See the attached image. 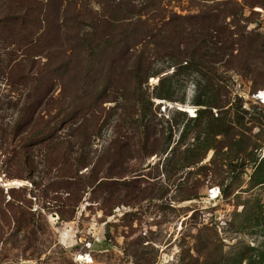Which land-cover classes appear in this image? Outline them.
<instances>
[{
	"label": "rangeland",
	"instance_id": "374dc122",
	"mask_svg": "<svg viewBox=\"0 0 264 264\" xmlns=\"http://www.w3.org/2000/svg\"><path fill=\"white\" fill-rule=\"evenodd\" d=\"M261 88L264 0H0V264H264Z\"/></svg>",
	"mask_w": 264,
	"mask_h": 264
},
{
	"label": "bare ground",
	"instance_id": "6f19581e",
	"mask_svg": "<svg viewBox=\"0 0 264 264\" xmlns=\"http://www.w3.org/2000/svg\"><path fill=\"white\" fill-rule=\"evenodd\" d=\"M251 96V95H250ZM256 98L260 99L259 102H262L264 103V89L261 88V90L259 91L258 94H255L254 95ZM173 102L171 101H165L164 104V109H166V106L172 104ZM175 103V102H174ZM178 105L181 106L182 109H185L187 110L190 114L194 115V111H195V107L190 103V100H189V97L187 99H185L184 101L182 102H176ZM154 157L153 158H150L149 159V162L150 161H153ZM19 183H23L21 180H17V179H9L5 182V185L7 187H10V186H14V185H18ZM206 192H209V189L207 188L206 189ZM197 200V199H196ZM189 202H192V200H187V201H184V204L185 203H189ZM91 244V243H90ZM88 246V244H87ZM76 259H80V261L82 263H85V264H88V263H92L94 262L92 256H91V253H89L88 251L86 252H78L76 254Z\"/></svg>",
	"mask_w": 264,
	"mask_h": 264
},
{
	"label": "built area",
	"instance_id": "2783aa9c",
	"mask_svg": "<svg viewBox=\"0 0 264 264\" xmlns=\"http://www.w3.org/2000/svg\"><path fill=\"white\" fill-rule=\"evenodd\" d=\"M261 89H258L257 90V94L259 93V91H260ZM258 99V98H257ZM259 101H260V99H258ZM262 103V102H261ZM264 104V103H263ZM262 149V151L264 150V146L261 148ZM263 154H262V156L264 157V151L262 152ZM208 189H209V192H207V194H208V197H209V200H213V201H215V200H219V197L221 196V188H220V186H218V185H211V186H209L208 187Z\"/></svg>",
	"mask_w": 264,
	"mask_h": 264
},
{
	"label": "water",
	"instance_id": "95a60500",
	"mask_svg": "<svg viewBox=\"0 0 264 264\" xmlns=\"http://www.w3.org/2000/svg\"><path fill=\"white\" fill-rule=\"evenodd\" d=\"M109 246V243L106 240H102L99 238H95V240L91 244V249H101Z\"/></svg>",
	"mask_w": 264,
	"mask_h": 264
}]
</instances>
